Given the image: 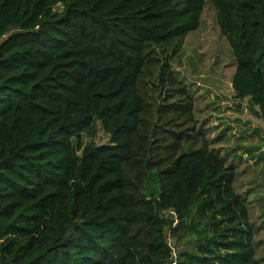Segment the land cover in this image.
<instances>
[{"label":"trees","instance_id":"1","mask_svg":"<svg viewBox=\"0 0 264 264\" xmlns=\"http://www.w3.org/2000/svg\"><path fill=\"white\" fill-rule=\"evenodd\" d=\"M205 1L0 0V264H165L166 230L196 243L179 264H259L171 68ZM210 2L234 96L264 120V0Z\"/></svg>","mask_w":264,"mask_h":264},{"label":"rangeland","instance_id":"2","mask_svg":"<svg viewBox=\"0 0 264 264\" xmlns=\"http://www.w3.org/2000/svg\"><path fill=\"white\" fill-rule=\"evenodd\" d=\"M171 68L193 100L196 129L224 159L225 165L235 171L234 188L248 207L255 257L259 264H264V120L257 114V106L250 107L247 100L240 101L234 96L231 83L234 56L220 33L210 0L205 1L198 27L186 35ZM83 139L91 141L88 136ZM92 141L108 142V135L99 124ZM144 191L150 197L157 196L158 184L153 176L146 181ZM160 215L177 225L170 210ZM165 236L170 248V258L165 264H179L186 257L184 253L196 246L190 236L179 238L171 230H166Z\"/></svg>","mask_w":264,"mask_h":264}]
</instances>
